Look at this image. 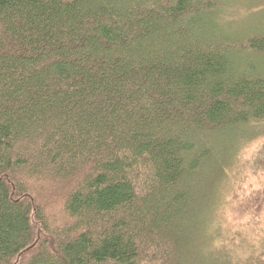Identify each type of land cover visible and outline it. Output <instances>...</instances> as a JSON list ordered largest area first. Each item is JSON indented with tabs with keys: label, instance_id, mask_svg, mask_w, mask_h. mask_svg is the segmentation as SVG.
<instances>
[{
	"label": "trees",
	"instance_id": "16d2710c",
	"mask_svg": "<svg viewBox=\"0 0 264 264\" xmlns=\"http://www.w3.org/2000/svg\"><path fill=\"white\" fill-rule=\"evenodd\" d=\"M228 2L0 0V264L209 259L264 121V30Z\"/></svg>",
	"mask_w": 264,
	"mask_h": 264
},
{
	"label": "rangeland",
	"instance_id": "374dc122",
	"mask_svg": "<svg viewBox=\"0 0 264 264\" xmlns=\"http://www.w3.org/2000/svg\"><path fill=\"white\" fill-rule=\"evenodd\" d=\"M230 1L225 18L239 33L264 30V0ZM250 126L226 172L224 198L207 222L202 249L209 259L201 264H264V121ZM48 204L46 213L55 219L60 207Z\"/></svg>",
	"mask_w": 264,
	"mask_h": 264
}]
</instances>
